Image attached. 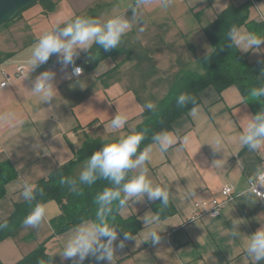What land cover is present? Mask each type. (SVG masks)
<instances>
[{
    "label": "crops",
    "instance_id": "1",
    "mask_svg": "<svg viewBox=\"0 0 264 264\" xmlns=\"http://www.w3.org/2000/svg\"><path fill=\"white\" fill-rule=\"evenodd\" d=\"M54 1L56 6L52 11H45L43 5L37 3L22 14L19 21L26 22L23 34L13 26V31L0 35V83L5 80V73L13 78L0 92V163L9 161L17 171L16 178L7 183L6 194L0 199V222L15 212L16 204L25 201L21 196L24 184L35 187L38 180L69 162L81 147L83 138L91 137V132L96 135L109 132L110 136L117 134L118 138L119 133L136 128L140 123L139 112H143L135 93L127 87L124 79L112 81L107 86L101 82L100 77L121 62L119 57L99 60L93 52L96 44L80 51L74 64L65 67L59 55L53 54L46 63L32 69L30 54L38 39L56 25L63 26L77 14H85L97 0ZM160 1L164 6L143 8L138 21L133 22L139 29L131 27L127 33H143L149 27L167 21L171 26L170 34L175 38L183 33L190 34L189 39H193L200 26L214 21L229 5L251 2L250 23L239 28L264 37V0ZM148 2L145 0L139 7ZM166 2L168 6H165ZM113 3L111 0L110 5L99 8L91 18L103 20ZM61 4L66 7L59 9ZM22 28L20 26V30ZM27 32L36 34L26 41ZM241 52L250 63L264 60V44L259 51ZM18 65H24L30 74L15 78ZM75 65L84 69L79 77L72 75ZM46 70L55 73L57 90H54L52 100L40 104L31 87L35 78ZM196 70L202 71V66ZM78 80L85 87H81ZM6 113H15V118L5 121ZM117 113L127 115L128 120L123 128L113 131L109 125ZM254 115L251 105L243 100L236 85L222 93L210 86L201 91L199 104L174 121L171 132L178 137L176 144L166 152H161L154 142L145 147L151 149V159L144 165L147 169L145 175L154 186L169 192L175 213L159 218L153 208L159 199L148 200L145 197L133 204L126 202L121 209L122 216L136 215L142 228L133 235L137 241L129 239L122 248L119 244L124 237L118 236L114 242L115 264H251L244 240L247 235L264 227V200L241 193L249 186L248 178L257 168H263L264 149L251 151L239 142V137L250 122V116ZM217 140L220 141L217 145L219 150L209 144ZM139 171L136 169L133 174ZM225 184H230L235 193L225 202L222 213L193 218L195 202L222 198L220 192ZM44 204L49 210L45 221L38 226L23 224L18 236L0 242L3 264H15L41 244L59 264H79L78 258L66 259L60 253L75 230L93 222H83L55 235L51 220L60 214V207L56 201ZM146 214L158 217L161 228L173 224L166 226L160 244L143 242L148 231L142 219ZM234 222L241 223L239 229L242 234L236 238L230 235ZM82 264L109 262L97 260L90 254Z\"/></svg>",
    "mask_w": 264,
    "mask_h": 264
},
{
    "label": "trees",
    "instance_id": "2",
    "mask_svg": "<svg viewBox=\"0 0 264 264\" xmlns=\"http://www.w3.org/2000/svg\"><path fill=\"white\" fill-rule=\"evenodd\" d=\"M111 0H97L85 14L79 16L91 17L99 8L110 5ZM45 11L54 9V0H40ZM37 4V3H36ZM253 4L246 2L240 6L229 5L218 17L205 25L200 26L195 34L201 39L199 42H189L190 34H183L170 40L171 26L165 21L149 27L143 33L134 31L127 33L121 40L119 47L105 51L98 45L93 52L98 59L107 57H124L107 73L100 77L101 82L107 86L112 81L125 78L127 87L133 91L137 100L143 107V120L131 133H143L144 140L138 151L153 142L154 134L167 130L172 131L174 121L184 113L189 112L199 104L200 93L203 89L213 86L219 93L232 85H236L245 102H248L254 114L264 110V97L259 101L250 96L252 88L264 86V60L250 63L247 56L236 47H228V33L233 26L241 27L250 23ZM19 13L11 23L21 17ZM169 54L175 56L171 59V65L165 71V77L169 79L168 90L161 99H156L155 110L146 109L147 100L143 97V91L148 82L152 80L158 71L159 56ZM122 62H131V66L121 75ZM199 62L201 70H194L191 65ZM181 94H189L194 97V102L184 106L177 103ZM153 103V102H152ZM116 139H102L87 136L74 156L51 172L47 177L37 181L35 199L25 200L16 204L15 212L7 219L0 222V242L16 237L23 225V220L37 203L56 201L60 207V214L51 220L54 234H61L86 221L97 222L98 205L95 202L98 193L106 187L113 185L109 180L98 179L94 184H79L72 189L67 184H62V178H78L77 169L85 163L91 154L101 148L103 144ZM133 174L131 172L129 177ZM17 176V171L11 167L9 161L0 163V199L6 194V185ZM153 208L159 218L167 217L175 213V207L169 200L168 205L158 200ZM119 202H113L111 211L106 215V221L120 228L118 236L124 237L128 232L135 235L142 228V223L136 215L125 218L121 214ZM59 264L48 252L44 244L29 252L15 264ZM0 264H3L0 260Z\"/></svg>",
    "mask_w": 264,
    "mask_h": 264
},
{
    "label": "clouds",
    "instance_id": "3",
    "mask_svg": "<svg viewBox=\"0 0 264 264\" xmlns=\"http://www.w3.org/2000/svg\"><path fill=\"white\" fill-rule=\"evenodd\" d=\"M145 0H137L139 7ZM167 5V2L165 3ZM134 9V16L136 9ZM132 24L126 16H114L107 20H100L91 17L77 16L69 22L56 25L51 30L45 32L37 41L30 54L32 69L46 63L50 56L58 54L62 64L66 67L74 64L80 51H86L94 44L100 46L105 51L119 47L122 38L131 29ZM228 47H236L239 51H259L264 44V37L257 36L233 26L228 33ZM83 69L79 66L74 67L72 75L79 77ZM55 73L46 70L40 73L31 87V90L38 103H44L52 100L54 90H57L54 84ZM77 83L81 87H85ZM250 96L258 101L264 97V86L252 88ZM194 102V97L189 94H181L177 103L184 106ZM146 109L154 111L156 106L152 102L145 105ZM195 108L193 109V114ZM15 118V113H6L4 120ZM128 120L127 115L117 113L110 121L109 127L116 131L124 127ZM143 133H131L121 135L118 139L103 144L101 148L91 154L85 162L78 178H62L61 183L69 185L75 189L79 184H94L98 179H106L111 182L112 187H106L97 194L95 202L98 205L97 222L90 223L74 231L64 244L63 252L60 253L66 259L76 260L79 264L91 254L95 255L97 260H107L109 264H115V247L114 242L118 238L120 228L109 224L105 217L111 211L113 202L118 201L120 208H124L126 202L143 200H161L165 206L169 203V192L160 186H154L145 173L147 169L145 163L151 159V149L145 148L138 151L139 146L144 140ZM154 144L159 146L161 152H166L170 147L178 142V137L171 131H161L153 136ZM239 142L251 151L264 149V110L254 116H250V122L243 130L239 137ZM216 143H209L215 150H219ZM186 146V140H185ZM136 169H140L138 174H129ZM248 187L242 195L249 198L264 197V192L260 191L264 187V170L257 168L256 172L248 178ZM35 189L25 183L21 191V196L25 200L35 199ZM191 195V193L189 194ZM213 212L212 215H216ZM49 216V210L46 204L37 203L30 213L23 220L25 226H38ZM144 227L148 229L144 241H151L153 244H160L162 233L167 224L160 227L159 218L156 216L145 215L143 218ZM182 224V223H181ZM241 223H233V230L230 235L232 238L241 236L239 229ZM179 225V224H177ZM2 226V225H0ZM129 239H136L135 236L124 233L123 240L120 241L119 247L124 246V242ZM244 247L247 257L250 258L251 264H261L264 261V227H261L252 235H247L244 240ZM162 256V255H161ZM166 257V256H165ZM41 264H44L41 261Z\"/></svg>",
    "mask_w": 264,
    "mask_h": 264
},
{
    "label": "rangeland",
    "instance_id": "4",
    "mask_svg": "<svg viewBox=\"0 0 264 264\" xmlns=\"http://www.w3.org/2000/svg\"><path fill=\"white\" fill-rule=\"evenodd\" d=\"M62 1L63 0H61L60 2H62ZM148 5L164 6V3L161 2L160 0H149V2L147 4H144L141 7H137V0H114V3L112 5L111 10L108 11L102 17V19L107 20V19L114 17V16H126L130 19L133 29H139V26L137 27L136 24L135 25L133 24V22L136 23L138 21L139 13L143 12V8H147ZM60 6H61V8L59 7V9L66 7L65 4H61ZM133 8L136 9L135 18H133V16H134V11H133L134 9ZM27 9L23 11V14H24V12L26 14ZM87 11H85V12H87ZM77 16H79V14H77ZM20 19L21 18L19 17V19H16L15 21H13L11 23H5V24L1 25L0 26V35L2 36V34L5 32L8 33L9 31H13V29H12L13 26L17 27L18 33L23 34L25 32L24 26H25L26 22L25 21H19ZM20 26L23 27L22 30H20ZM9 29H12V30H9ZM28 33L29 32H27L25 34H28ZM33 34H36V33L35 32L29 33L28 34L29 36L26 38V41L30 40L32 38ZM169 37H170V40H172V41L176 40V38L172 34H170ZM193 37H195V38L190 39L189 42H196L197 43L201 40V39H199L198 36L194 35ZM122 59H124V57H119L120 62ZM158 59H159V66H158L157 74L155 75V77L152 80H150L148 82L146 89L142 90L143 91V97L148 102H153V104L155 103L156 99H161V97L164 96L168 90L169 79H168V77L164 76L165 75L164 73H165L166 69L171 65V59L175 60V56H171L169 54H161ZM131 64H132L131 62H122V66L120 67L121 75L128 69V67L131 66ZM200 66L201 65L199 64V62H194L191 65L192 69H194V70L200 69ZM124 80H125V78H124ZM141 110H143L142 106H141ZM142 120H143L142 113L139 112V122H141ZM127 132H128V130L123 131L122 133H119V134H120V136L121 135L126 136ZM108 133L109 132H98V134H100V135H96L95 132H91V137H93L95 135L96 136V137L94 136L95 138L98 137V138H102V139H106V138L118 139L119 138V137L117 138V134L110 136ZM107 134L109 137L107 136ZM84 139L85 138L82 139V142L80 145L83 144ZM84 164L85 163L81 164V166H79V168L77 169L78 175H79L80 171L82 170Z\"/></svg>",
    "mask_w": 264,
    "mask_h": 264
},
{
    "label": "built area",
    "instance_id": "5",
    "mask_svg": "<svg viewBox=\"0 0 264 264\" xmlns=\"http://www.w3.org/2000/svg\"><path fill=\"white\" fill-rule=\"evenodd\" d=\"M76 66H79V65L73 66L72 71L74 67ZM79 67L83 69L82 66H79ZM29 74H30V70H28L24 65H18L15 78H22V77L28 76ZM12 81H13V78L9 74L5 73V80L0 83V92L3 88L8 86ZM262 170H264V166ZM248 187H250V185ZM260 191L264 192V187H261ZM220 193H221L222 198L214 197L210 200L196 201L195 202L196 211H195V215L193 216V218L201 217L205 215L219 216L222 213L225 202L234 197L235 191H234V188L230 184H225L223 188L221 189ZM259 199L264 200V197H261ZM213 212H217V214L212 215Z\"/></svg>",
    "mask_w": 264,
    "mask_h": 264
},
{
    "label": "water",
    "instance_id": "6",
    "mask_svg": "<svg viewBox=\"0 0 264 264\" xmlns=\"http://www.w3.org/2000/svg\"><path fill=\"white\" fill-rule=\"evenodd\" d=\"M39 1L40 0H0V26L12 21L19 13Z\"/></svg>",
    "mask_w": 264,
    "mask_h": 264
}]
</instances>
